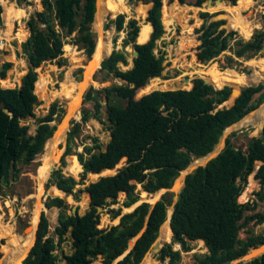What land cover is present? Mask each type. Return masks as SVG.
<instances>
[{
    "label": "trees",
    "instance_id": "obj_1",
    "mask_svg": "<svg viewBox=\"0 0 264 264\" xmlns=\"http://www.w3.org/2000/svg\"><path fill=\"white\" fill-rule=\"evenodd\" d=\"M138 1L150 3L145 18L147 26H140L135 18L126 20L124 13H118L111 22L117 32L125 31L123 48H113L102 59L98 69L107 75L121 76L123 82L99 89L91 86L84 93L82 101H91L92 110L81 109L80 119L70 122L72 125L67 131L60 165L50 172L45 182L46 188L54 185L59 189L55 187L52 190L56 195L62 190L66 195H72L74 200H79L81 192L89 191V207L81 215L77 209L75 214H71L67 212L70 207L63 197L47 196L45 206L58 210L57 225L49 234L48 219L44 211L40 212L35 242L22 264H58L60 260L61 264H139L155 242L172 199L166 191L152 206L142 201L132 210L122 212V207H130L138 202L140 191L137 185L148 193L170 188L180 171L193 158L209 153L224 129L244 118L264 98V80L243 87L236 102L228 109L216 107L228 97L231 88L227 85L214 88L212 84H205L200 77L192 79L190 89L153 90L150 84L155 78L149 83L147 81L160 76L164 67L162 53L157 55L154 52L157 39L164 33L162 0ZM205 1L188 0V3L201 7ZM226 1L239 11L241 0ZM16 2L29 4L28 0ZM95 3L96 0H41L42 10L37 11V17L31 14L26 21L29 35L21 43V48L28 63L27 70L21 76L19 85L0 86V189L11 180H16L21 166L30 164L42 151L45 141L55 129L51 122L64 112L58 101H53L47 113L35 119L34 133H28V125L22 120L34 116L33 109L39 102L37 90H44L40 85L34 88L37 67L44 61L54 59L59 65L65 64L66 60L61 56L64 45L61 30L71 34L78 29L72 44L83 49L88 59L92 58L95 42L90 34V26L96 11ZM2 9L0 3V14ZM216 13H198L202 19L199 29H196L199 33L195 53L198 61L206 63L224 50L231 49L225 62L226 67H232L238 58H251L261 50L264 46V28L255 30L247 40L235 39L232 48L230 41L236 31L218 29L223 20L209 21ZM260 17L264 25V13ZM10 21L12 24L13 18ZM19 33L25 35L21 31ZM113 42L115 44V38ZM191 42L190 38L182 39L179 42L180 50L188 49ZM127 45L137 50L138 54L132 58L130 68L121 70L118 63H127L124 50ZM11 66L10 61L1 64L0 79L6 76ZM216 70L219 69L212 63L206 66L202 75L211 76ZM241 71L249 72L247 69ZM153 83L152 87L159 88ZM161 88H167V85L163 84ZM257 93L258 99L253 102L252 98ZM104 99L107 100L106 120L101 115ZM89 119L104 125L111 133V139L102 149L98 137L89 135L90 144L82 143V150L76 151L73 149L74 140ZM259 132V127H252L251 133L255 137L250 139L245 149L234 147L226 139L225 146L216 156L185 175L184 185L172 204L168 222L170 242L158 250V259H167V264H180L181 252L190 251V242L199 240L203 241L206 252L194 255L191 264H230L246 255L251 248L253 250L264 244V231H248L245 238H240L238 234L240 228L250 222H264V209L254 211L257 202L264 199V127L260 135ZM66 155L77 157L78 161L75 157L74 160L78 169L80 165L82 167L80 179L63 173ZM122 161L123 164L116 168ZM112 168H116L115 173L100 176L84 187L76 188V185L85 183L88 172L98 173L104 169L103 172H106ZM252 172L259 185L253 192L255 199L239 202L238 197ZM121 192L126 193L121 205L110 207V204L118 202L117 197ZM97 206L102 209L107 207L109 217H118V221L99 227ZM2 236L7 237L6 234ZM68 236L72 251L60 259L55 251L61 248ZM134 237V244L129 248L128 242ZM7 238L5 244L1 245L0 241V258L9 243L10 238ZM174 244H178L179 249L173 248ZM237 264H264V252Z\"/></svg>",
    "mask_w": 264,
    "mask_h": 264
},
{
    "label": "rangeland",
    "instance_id": "obj_2",
    "mask_svg": "<svg viewBox=\"0 0 264 264\" xmlns=\"http://www.w3.org/2000/svg\"><path fill=\"white\" fill-rule=\"evenodd\" d=\"M29 4L24 2L17 3L16 0H0L3 9L1 11V22H0V66L4 61L12 62V66L7 70L6 76L0 79V86L1 87H14L20 84L21 76L26 72L28 63L26 61V57L24 52L21 48V43L27 38L28 36V28L26 27V21L28 20L29 16L33 12L41 11L42 5L41 0H28ZM97 1V0H96ZM108 1V5L105 6L106 8V17L103 21V24H106V29L102 28L104 32V36L108 39L109 42V51L104 55L105 57L110 53L112 48L122 49V39L125 37V31L120 30L117 32L113 23L111 22L118 13H124L126 15V20L130 17L136 18L140 26L146 27L147 23L145 18L147 15V10L150 7V3L139 2L136 0L135 3H129L128 0H105ZM264 0H241L239 5V11L232 6V4L225 2L224 0L219 3L215 4L212 2V5L209 7L206 5V2L203 3L201 7H196L192 4L188 3V0L182 2L181 0H162V22L164 26V33L163 35L157 39L156 47L154 52L159 55L162 53L163 55V70L161 75L158 77H153L147 81V83L151 82L152 79H157L158 83H153L155 86L158 85L159 88L152 87V82L150 84L153 90H172V89H189L191 87V80L194 77L202 76V72L206 68V66H210L212 63L219 69L216 70L222 74H226L232 71H235L239 74L250 75L255 71L263 72L257 79L240 86L245 87L252 84H257L264 80V49L257 52L254 56L248 59L238 58V62L234 63L232 67H226V56L230 55L232 50L227 49L221 52L217 57L214 59L202 63L196 59V49L199 44V40L197 39L198 32L196 29L201 25V19H199L198 13L199 11H208L218 12L223 11L224 13L227 12V8H233L234 12L240 16V20L246 23L248 26V32L242 33L240 28L237 25H231L230 19L227 17L225 19L226 29L227 31L234 30L236 34L234 38L230 41V46L234 47V40L241 38V39H249L251 34L257 30L264 28V25L261 22V14L264 13ZM229 4V5H228ZM7 8H6V7ZM97 8V7H96ZM20 16V17H19ZM18 17V18H17ZM13 18L12 24L10 19ZM245 19V20H244ZM95 20L91 23V31H96L94 26ZM146 22V23H144ZM14 23V27H13ZM19 31L25 33L22 35ZM75 30L71 34H67L65 31L61 30L64 45H63V53L62 58L66 60L65 64L59 65L54 60H47L41 63L36 71H37V80L35 82L34 88L40 85L44 90H37V97H38V104L34 107L33 112L34 116H29L22 120V123L28 125V133L32 134L34 132L37 117L43 116L47 113L50 104L57 100L61 107L66 104L69 98L65 97L64 95H58V91L61 89L62 85L68 80L73 85L75 83H79L80 80L77 78V75L83 70V73L86 70V66L89 61L92 59H88L86 54L84 53L83 49H78L75 45L72 44V39L76 35ZM246 34V35H245ZM113 38L116 39L114 44ZM190 38L192 41L188 49H181L178 48L179 42L182 39ZM16 39L18 44H13L12 40ZM68 45V47H65ZM127 63L122 64L120 63L118 66L121 70H125L131 67L132 65V48L131 46L127 45L124 47ZM263 58V59H262ZM261 60V61H260ZM251 64V65H250ZM85 65V66H84ZM260 65V66H259ZM193 69V67H195ZM78 69H82L78 72ZM243 69L249 70L248 73L241 71ZM194 71V72H193ZM251 72V73H250ZM204 76V75H203ZM160 78V79H159ZM175 78V79H174ZM187 79V80H185ZM159 80V81H158ZM258 80V81H257ZM123 81L115 77L114 75L105 74L104 71H99L98 68L92 72L91 75V86L95 89H99L101 87L109 86L112 84H121ZM146 83V84H147ZM251 83V84H250ZM163 84L167 85V88H161ZM219 87V86H218ZM152 90V91H153ZM86 92L84 89L80 95V102L78 105V116L77 118H71L68 122V131L71 127L72 120H79L81 116V109L87 108L92 110V102L86 101L83 102V95ZM139 94V93H138ZM142 94V93H141ZM144 94V93H143ZM259 93L255 94L252 98L253 102H256L258 99ZM107 103V102H106ZM105 100H102V109L101 115L103 120H106V113H105ZM63 108V107H62ZM66 110L63 114L57 117V119L51 122V125L55 126V130L59 127V123L63 120L66 114ZM264 124V98L263 100L255 107L254 109L250 110L244 118L240 119L239 121L231 124L223 131L222 135L220 136L218 142L214 145L213 149L206 155L198 158H193L192 161L187 165V167L183 170H186L185 175L187 172L194 170L199 165H204V163L214 155H216L222 148L225 146L226 139H229L231 144L234 147H241L246 148L247 144L249 143L252 137H255L254 134L251 133V129L254 126L259 127L260 125ZM92 125V126H91ZM260 129V128H259ZM54 130V132H55ZM65 131V132H66ZM53 132V133H54ZM261 134V129L258 135ZM97 136L99 141L102 144V149L105 148V145L108 141L107 135L108 132L105 129V126L100 124L98 121L94 119H89L85 124L82 126L81 133L77 136L74 140L73 149L76 151L82 150V143H89L91 140L87 138V136ZM257 135V136H258ZM218 144H221L217 147ZM57 147V146H56ZM66 147V135L64 133V141L58 144L59 156L57 161L54 163L55 167L57 168L60 165V158L65 150ZM216 148L213 154L211 153ZM44 152V146L40 153H38L33 161L28 165H22L21 170L19 172V176L16 180H11L9 184L3 185L0 189V241L2 240V244H5L7 237L12 240V234H19L24 235L28 234L31 231L27 230L24 232V228L27 225L31 224L35 229V226L38 222L39 213L43 210L41 207L40 202L43 203V200L46 196H56L53 193V189L55 188L53 185L46 188L45 182L48 179L47 177H43L41 179L42 184V192L38 194V176H37V169L41 164V155ZM213 155V156H211ZM65 156V160L68 161V165L66 164L62 171L65 174H72L77 180L79 178V172H81V167L78 170V164L74 160L75 155ZM206 157V158H205ZM72 166V170H70ZM123 164V161L120 162L116 168L120 167ZM190 165H193L190 167ZM258 163L256 164V167ZM116 168H112L111 171L106 172H99L90 174L88 173L85 178V184L95 181L101 175H109L113 174ZM78 170V171H77ZM182 170V171H183ZM180 172L179 175L175 178V180L179 176H184L183 172ZM49 173V172H48ZM253 172L250 173L247 177V183L244 186L241 194H245L244 198L241 199L240 195L238 197L239 202H245L248 199L254 200L255 195L253 192L259 188L257 180L253 178ZM175 182V181H174ZM174 184V183H173ZM81 188L83 186L80 185ZM137 189L140 191V197L138 202L140 201H147L149 203H154L162 193V190L153 193H147L146 191L142 190L140 185H137ZM249 189V190H248ZM180 187L177 191L173 189V185L167 190L172 199V204L176 200L177 195L179 193ZM166 192V191H165ZM247 193V194H246ZM60 196L64 197L66 200L69 201L71 205H75V203H80L83 205L84 203H88V198L85 195V192L80 193V200L75 201L71 195L65 196L60 191ZM124 199V194L119 193L117 197V203L110 204V207H117L121 205ZM241 200V201H240ZM244 200V201H242ZM172 204L167 206L168 215L166 211L167 218L164 222L167 223L168 226V219L170 215V211L172 208ZM38 207L37 210V218L36 222L33 223V217L35 215L36 206ZM133 206L130 207H122V212H127L132 209ZM107 207L101 209L99 211L100 215V223L99 227H106L107 225L115 224V220H111L109 215L106 212ZM264 209V199L262 201L257 202V207L254 211H262ZM45 213L48 215L50 222H49V234H52L54 225L56 223V210L47 209ZM82 211V209H81ZM250 213V212H247ZM54 217V218H53ZM53 220H52V219ZM164 224V223H163ZM162 224V225H163ZM248 231L253 233H260L264 231V222L260 224H253L252 222L248 223L247 225L243 226L239 230V237L245 238L248 235ZM12 233V234H11ZM2 234H6L7 237L2 236ZM160 229L158 232V236L155 240V243H159L163 245L165 243H169V240H160L159 239ZM6 238V239H5ZM1 244V245H2ZM192 249L188 252H181V257L179 260L180 264H191L194 261V255H201L206 252V248L203 242L196 240L191 242ZM262 247V248H261ZM173 248L179 249L178 244H174ZM257 250V251H256ZM72 251L71 248V241L69 236L67 240H65L61 248L56 250L55 253L58 254L59 258L61 259L64 254H69ZM255 251V252H254ZM264 251V245L259 246L256 249L251 250L248 252L245 257L250 258L254 255H257ZM158 249L150 247V249L146 252L144 257L142 258L139 264H145L147 262L152 264H167V259L165 261H161L158 259L157 256ZM257 252V253H256ZM1 257V260L4 258ZM237 260L231 262L230 264H237ZM62 261L60 260L58 264H61ZM114 264V263H113Z\"/></svg>",
    "mask_w": 264,
    "mask_h": 264
},
{
    "label": "bare ground",
    "instance_id": "obj_3",
    "mask_svg": "<svg viewBox=\"0 0 264 264\" xmlns=\"http://www.w3.org/2000/svg\"><path fill=\"white\" fill-rule=\"evenodd\" d=\"M107 5H108V1H105V0H97L96 1V7L97 8H96V12H95L94 26H95V30L97 32V38H96V43H95V48H94L92 59L87 64L86 70L84 72V78L79 83H75L74 85L67 80L62 85L61 89L57 93L58 95H64L66 98L67 97L69 98V100L67 102V112H66L63 120L59 123V127H57V129L55 130L53 135L44 144V152L42 153L41 158H40L41 164L39 165V167L37 169L38 194H41V192H42L41 179L44 176L45 177L48 176L50 165L55 163L58 159L60 151L56 150V149H59L58 144L62 143L64 141V133L68 128L69 120L71 118H77V116L79 115L78 114L79 113L78 112V105H79V103H81L80 102V95H81L82 91L85 89L86 85L91 84L90 82H91L92 72L98 68L101 59L104 57V55L110 49L108 39H106V37L104 36L105 34L102 31V24H103V21L106 17L105 6H107ZM233 10L234 9L231 7L227 8L228 17L230 19V24L231 25H237L240 28L242 33H247L248 30L250 29V28L248 29V26L250 24L247 25L246 24L247 22L246 23H244V21L242 22V19L240 20V18H239L240 16H238ZM226 19H227V15H226ZM22 37H23V35H22ZM65 47H68V45H66ZM178 48H180V47L178 46ZM262 73L263 72L255 71L254 73H252L250 75H244V74H239L235 71H232V72H229L226 74H222L218 71H215L212 76H204V77H206L214 85V87L219 88L220 86H222L224 84H231L233 86H240L242 84H245V83H248L251 81L254 82V80L257 79V77H259ZM200 75H202V74L200 73ZM156 80L157 79L154 80V83H158ZM220 145L221 144H218L217 147H219ZM217 149L218 148H216L211 153L213 154L215 151H217ZM211 156H213V155H211ZM191 166H193V165H190V167ZM182 172L185 175L186 170H183ZM183 177L184 176L181 175L175 180V182L173 184V189L175 191H177L179 189V187L181 186L182 181H183ZM244 195L243 194L240 195L241 199H243L245 197ZM242 201H244V200H242ZM40 205H41V207H43L42 202H40ZM38 207L39 206L37 205L36 209H35V215L33 217V223L36 222ZM168 210H167V215H168ZM166 218H167V216H166ZM168 222H169V219H168ZM31 227L34 228L32 225H31ZM32 228H31V231L28 232L26 237L24 235L21 236L17 233L16 234L11 233L12 234L11 235L12 240H9L8 245L4 249L5 255H4V258L2 260L0 258V264H2L3 261L7 262L8 264H21L22 258L24 257L26 252L29 250V248L33 242L34 233H33ZM27 230H29V229H27ZM170 235H171L170 228L167 226V223L164 222V224L162 225V227L160 229L159 239L164 240V241L169 240L171 237ZM148 263L149 262H147L145 264H148Z\"/></svg>",
    "mask_w": 264,
    "mask_h": 264
},
{
    "label": "water",
    "instance_id": "obj_4",
    "mask_svg": "<svg viewBox=\"0 0 264 264\" xmlns=\"http://www.w3.org/2000/svg\"><path fill=\"white\" fill-rule=\"evenodd\" d=\"M223 0H206V5L207 6H211L212 5V2L213 3H215V4H219V3H221ZM95 5H96V3H95ZM96 12V11H95ZM32 15L34 16V17H37V12H33L32 13ZM95 19V13H94V18H93V20ZM199 19H201V17L199 16ZM226 19V14L223 12V11H220V12H217L216 14H214V15H212L210 18H209V21H216V20H225ZM15 25H14V23H13V27H14ZM151 26V25H150ZM102 28L103 29H106V24H102ZM218 29H225L226 31H227V29H226V23H225V21L223 22V23H221L219 26H218ZM29 31V30H28ZM138 33H139V31H138ZM90 34H91V37H92V39L94 40V42L96 43V38H97V32L96 31H91L90 32ZM28 35H29V32H28ZM138 35V34H137ZM137 39V38H136ZM12 43L13 44H18V41L16 40V39H13L12 40ZM136 43H139V42H137V40H136ZM95 48V47H94ZM264 49V46L262 47V49L261 50H263ZM94 52V51H93ZM131 53H132V56L133 57H136L137 56V54H138V51L137 50H135V49H133L132 48V51H131ZM103 59V58H102ZM101 59V60H102ZM98 68H100V64H99V66H98ZM202 80H203V82L205 83V84H212L206 77H204V76H199ZM77 78L81 81L83 78H84V73H83V70L77 75ZM118 79H120L121 80V76H118ZM224 85H228V86H230V88H231V90H230V93H229V95H228V97L225 99V100H223L222 102H220L218 105H217V107H216V109H228V108H230L235 102H236V99L240 96V94H241V92H242V89H243V87L242 86H233V85H231V84H224ZM91 87V85L90 84H87L86 85V87H85V90L87 91L89 88ZM105 100V103L107 102V100L106 99H104ZM63 109L64 110H66L67 111V105L66 104H64L63 106ZM4 111H7V109H4ZM263 127H264V125L262 124V125H260L259 126V128L261 129V131H263ZM49 139V138H48ZM47 139V140H48ZM107 139L108 140H110L111 139V133H109L108 134V137H107ZM46 140V141H47ZM45 141V142H46ZM221 151V150H220ZM219 151V152H220ZM218 152V153H219ZM217 153V154H218ZM208 154V153H207ZM206 154V155H207ZM216 154V155H217ZM206 155H204V156H206ZM216 155H214V156H216ZM213 156V157H214ZM213 157H211V158H213ZM211 158H209V159H211ZM208 159V160H209ZM207 160V161H208ZM206 161V162H207ZM205 162V163H206ZM204 163V164H205ZM55 169V164L53 163L52 165H50V168H49V173L48 174H50V172L51 171H53ZM105 170V169H104ZM182 171V170H181ZM180 171V172H181ZM193 170H191V171H189V172H187L186 174H188V173H190V172H192ZM116 172V170H114V173ZM101 176H104V175H101ZM49 177V176H48ZM100 177V176H99ZM184 178H185V175H184V177H183V181H182V184H181V186H180V189L183 187V185H184ZM170 188H161V189H158V190H156L155 192H158L159 190H162L163 192H165V191H167V190H169ZM180 191V190H179ZM148 193V192H147ZM125 195H126V193H124ZM85 195L88 197V200H89V202H90V200H91V194H90V192L89 191H86L85 192ZM177 199V198H176ZM158 200V199H157ZM89 202H88V205H87V207H89ZM155 203V202H154ZM154 203H149L150 204V206H152ZM43 206L44 207H46L45 206V204L43 203ZM102 208H101V206H97L96 207V213H99V211L101 210ZM172 209H173V207L171 208V211H170V216H169V220H170V217H171V213H172ZM71 213L72 214H75L76 213V207L75 206H72L71 207ZM166 211H167V208H166ZM39 219H40V216H39V218H38V221H39ZM32 227H31V224H29V225H27V227H25L24 228V232H26L27 231V229H31ZM37 228H38V223L36 224V226H35V229L33 230V233H34V237H33V242H32V244H31V246L34 244V242H35V239H36V230H37ZM26 235L27 234H25L24 236L26 237ZM135 238L136 237H134L133 239H131L129 242H128V245H129V248L131 247V246H133V244H134V241H135ZM2 244V243H1ZM262 245H264V244H262ZM30 246V247H31ZM152 246H153V248H155V249H160L161 247H162V245H160L159 243H153L152 244ZM30 249V248H29ZM129 250V249H128ZM127 250V251H128ZM29 251V250H28ZM28 251L26 252V254L28 253ZM126 251V252H127ZM125 252V253H126ZM264 252V251H263ZM262 252V253H263ZM124 253V254H125ZM26 254L24 255V257L26 256ZM123 254V255H124ZM261 254V253H260ZM122 255V256H123ZM259 255V254H258ZM23 257V258H24ZM23 258H22V260H23ZM248 258L247 257H245V255L243 256V257H241V258H239L238 259V262H241V261H245V260H247ZM2 264H8L7 262H2ZM22 264V263H21Z\"/></svg>",
    "mask_w": 264,
    "mask_h": 264
},
{
    "label": "crops",
    "instance_id": "obj_5",
    "mask_svg": "<svg viewBox=\"0 0 264 264\" xmlns=\"http://www.w3.org/2000/svg\"><path fill=\"white\" fill-rule=\"evenodd\" d=\"M224 1L227 2L226 0H224ZM205 2H206V1H205ZM205 2H204V3H205ZM227 3H229V2H227ZM202 5H203V4H202ZM196 7H198V6H196ZM233 7H234V6H233ZM218 12H220V11H218ZM225 14H226L227 17H228V13H225ZM198 16H199V15H198ZM130 18H133V17H130ZM128 19H129V18H128ZM128 19H127V20H128ZM135 19H136V18H135ZM201 21H202V19H201ZM224 21H225V20H224ZM162 23H163V22H162ZM138 24H139V23H138ZM149 24H150V23H149ZM163 27H164V26H163ZM139 29H140V27H139ZM151 30H152V26H151ZM138 31H139V30H138ZM150 32H151V31H150ZM137 34H138V33H137ZM149 35H150V34H149ZM136 38H137V36H136ZM148 39H149V37H148ZM148 39H147V40H148ZM147 40H146V41H147ZM142 43H143V42H142ZM131 48H132V47H131ZM112 49H113V48H112ZM261 49H262V48H261ZM110 52H111V51H110ZM108 55H109V54H108ZM104 57H105V56H104ZM104 57H103V58H104ZM126 58H127V57H126ZM89 59H90V58H89ZM243 59H246V58H243ZM247 59H248V58H247ZM101 61H102V60H101ZM101 61H100V62H101ZM131 61H132V60H131ZM120 63H122V62H119L118 65H119ZM122 64H124V63H122ZM132 64H133V63H132ZM131 66H132V65H131ZM98 69H99V68H98ZM81 70H82V69H81ZM160 75H161V74H160ZM212 75H213V74H212ZM212 75H211V76H212ZM156 77H158V76H156ZM197 77H199V76H197ZM117 78H118V77H117ZM185 80H187V79H185ZM121 81H122V80H121ZM262 81H263V80H262ZM191 84H193V83H192V80H191ZM212 85H213V84H212ZM252 85H255V84H252ZM213 86H214V85H213ZM223 86H224V85H223ZM223 86H222V87H223ZM227 86H228V85H227ZM248 86H249V85H248ZM191 87H192V85H191ZM191 87H190V88H191ZM222 87H220V88H222ZM229 87H230V86H229ZM190 88H189V89H190ZM214 88H216V87H214ZM220 88H217V89H220ZM64 111H65V110H64ZM242 118H243V117H242ZM242 118H241V119H242ZM75 121H78V120H75ZM238 121H239V120H238ZM100 124H101V123H100ZM263 125H264V124H263ZM82 126H83V125H82ZM229 126H230V125H229ZM227 127H228V126H227ZM227 127H226V128H227ZM54 130H55V129H54ZM106 130H107V129H106ZM224 130H225V129H224ZM53 132H54V131H53ZM107 132H108V134H109V131H108V130H107ZM33 133H34V132H33ZM33 133H32V134H33ZM52 135H53V133H52ZM52 135H51V136H52ZM65 135L67 136V131L65 132ZM221 135H222V134H221ZM51 136H50V137H51ZM50 137H49V138H50ZM107 137H108V135H107ZM108 141H109V140H108ZM108 141H107V142H108ZM44 144H45V143H44ZM106 144H107V143H106ZM66 156H67V155H66ZM70 156H71V155H70ZM75 158H76V160H77V157H76V156H75ZM77 161H78V160H77ZM78 163H79V162H78ZM66 164L68 165V161L65 160V165H66ZM79 165H80V163H79ZM80 167H81V165H80ZM55 168H56V167H55ZM78 170H79V169H78ZM78 170H77V171H78ZM81 171H82V167H81ZM102 171H103V170H102ZM63 173H64V172H63ZM79 173H80V172H79ZM88 173L93 174V172H88ZM88 173H87V174H88ZM64 174H65V173H64ZM95 174H96V173H95ZM98 174H99V172H98ZM66 175H72V174H66ZM72 176H73V175H72ZM73 177H74V176H73ZM74 178H75V177H74ZM79 178H80V176H79ZM75 179H76V178H75ZM97 179H98V178H97ZM84 182H85V180H84ZM92 182H93V181H92ZM87 184H88V183H87ZM87 184L84 183L82 187H84V186L87 185ZM80 185H82V184H78V185H76V188L81 187ZM53 186H54V185H53ZM54 187H56V186H54ZM56 188H57V187H56ZM57 189H58V188H57ZM58 190H59V189H58ZM60 191H61L62 194H64L65 196H68V195H66L62 190H60ZM83 192H86V191H83ZM121 193H123V192H121ZM123 194H124V193H123ZM69 195H70V194H69ZM56 196L62 197V196H60V195H56ZM71 196H72V195H71ZM124 196H125V194H124ZM46 197H47V196H46ZM63 198H64V197H63ZM72 198H73V196H72ZM87 198H88V197H87ZM45 199H46V198H45ZM45 199L43 200V203H44ZM73 199H74V198H73ZM64 200L69 204V207H70L69 210H67L68 213H71V210H70V209H71L72 206H75V207H76L77 212H78L79 215L83 214V213L87 210V208H88V207H87L88 203H84L83 205H81L80 203H77V202H76L75 205H71V204L69 203L68 200H66L65 198H64ZM79 200H80V197H79ZM79 200H75V201H79ZM88 202H89V200H88ZM140 202H142V201H140ZM140 202H136L135 204H133V205H132V206H133L132 209H133L137 204H139ZM43 203H42V204H43ZM53 208L56 210V219H55V220H56V223H55V225H54V227H55V226L57 225V213H58V212H57V211H58L57 208H55V207L47 208V207H44V206H43V210H41V211H44V209L47 210V209H53ZM81 209H82V211H81ZM132 209H131V210H132ZM41 211H40V212H41ZM44 213H45V211H44ZM71 214H72V213H71ZM107 214H108V213H107ZM45 215H46V217H47V219H48V224H49L50 219H49V217H48V215H47L46 213H45ZM108 215H109V214H108ZM39 216H40V213H39ZM109 218H110V217H109ZM110 219H111V218H110ZM114 219H116L115 222H114V223H116V222L118 221V217H117V218H114ZM111 220H113V219H111ZM165 220H166V219H165ZM37 223H38V222H37ZM163 223H164V222H163ZM163 223H162V224H163ZM107 226H110V225H107ZM160 227H161V226H160ZM169 227H170V226H169ZM48 229H49V226H48ZM53 230H54V228H53ZM170 231H171V230H170ZM24 235H25V234H24ZM170 236H171V235H170ZM195 241H196V240H195ZM191 242H192V241H191ZM191 242H190V245H191ZM202 242H203V241H202ZM203 244H204V243H203ZM205 248H206V247H205ZM251 250H252V248H251L248 252H250ZM125 252H126V251H125ZM125 252H124V253H125ZM248 252H247V253H248ZM261 253H262V252H261ZM259 254H260V253H259ZM122 255H123V254H122ZM122 255H121L120 257H118V258H121ZM257 255H258V254H257ZM254 256H256V255H254ZM254 256H252V257H254ZM252 257H250V258H252ZM118 258H117V259H118ZM117 259H116L115 261H117ZM248 259H249V258H248ZM115 261H114V262H115ZM234 261H235V260H234ZM232 262H233V261H232ZM237 263H238V261H237Z\"/></svg>",
    "mask_w": 264,
    "mask_h": 264
}]
</instances>
